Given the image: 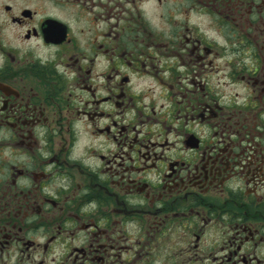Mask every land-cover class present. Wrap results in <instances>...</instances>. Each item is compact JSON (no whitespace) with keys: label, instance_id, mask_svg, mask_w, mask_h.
<instances>
[{"label":"flooded vegetation","instance_id":"flooded-vegetation-1","mask_svg":"<svg viewBox=\"0 0 264 264\" xmlns=\"http://www.w3.org/2000/svg\"><path fill=\"white\" fill-rule=\"evenodd\" d=\"M0 264H264V0H0Z\"/></svg>","mask_w":264,"mask_h":264}]
</instances>
